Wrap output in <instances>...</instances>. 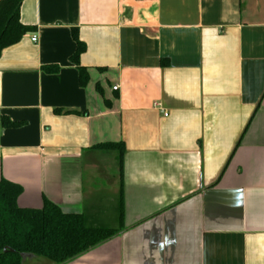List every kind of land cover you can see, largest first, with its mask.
<instances>
[{
  "label": "crops",
  "instance_id": "0c3cea01",
  "mask_svg": "<svg viewBox=\"0 0 264 264\" xmlns=\"http://www.w3.org/2000/svg\"><path fill=\"white\" fill-rule=\"evenodd\" d=\"M19 17L0 179L19 207L112 232L66 264H264V0H22Z\"/></svg>",
  "mask_w": 264,
  "mask_h": 264
},
{
  "label": "trees",
  "instance_id": "16d2710c",
  "mask_svg": "<svg viewBox=\"0 0 264 264\" xmlns=\"http://www.w3.org/2000/svg\"><path fill=\"white\" fill-rule=\"evenodd\" d=\"M21 2L0 0V55L30 30L29 26L20 21ZM72 38L76 48L70 61L77 66L79 84L84 86L88 82V75L79 65V57L85 46L78 39L75 29L72 30ZM56 69L43 67L44 71ZM23 124L24 121L1 117V125L5 128ZM94 148L113 150L119 155L123 150L121 143H100ZM21 192L20 185L0 179V264H25L22 254L43 257L49 261L47 264H66L112 235L109 229L88 226L83 214L64 213L48 200L44 201L40 209L19 207L16 200Z\"/></svg>",
  "mask_w": 264,
  "mask_h": 264
},
{
  "label": "rangeland",
  "instance_id": "374dc122",
  "mask_svg": "<svg viewBox=\"0 0 264 264\" xmlns=\"http://www.w3.org/2000/svg\"><path fill=\"white\" fill-rule=\"evenodd\" d=\"M22 261L25 264H47L49 261L43 257L32 255V254H22Z\"/></svg>",
  "mask_w": 264,
  "mask_h": 264
},
{
  "label": "built area",
  "instance_id": "2783aa9c",
  "mask_svg": "<svg viewBox=\"0 0 264 264\" xmlns=\"http://www.w3.org/2000/svg\"><path fill=\"white\" fill-rule=\"evenodd\" d=\"M31 41H36V35L35 34H33L32 36H31ZM112 89L113 90H116L117 89V85H114V86H112ZM159 106V105H158ZM164 115H166V113H163Z\"/></svg>",
  "mask_w": 264,
  "mask_h": 264
}]
</instances>
